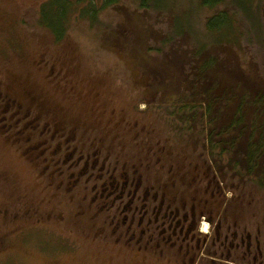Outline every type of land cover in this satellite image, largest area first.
<instances>
[{"label": "rangeland", "instance_id": "1", "mask_svg": "<svg viewBox=\"0 0 264 264\" xmlns=\"http://www.w3.org/2000/svg\"><path fill=\"white\" fill-rule=\"evenodd\" d=\"M50 1L0 0V264H181L178 258L165 260L169 258L165 253L164 259L148 257L138 263L126 248L112 241L113 247H108L106 239L94 237V233H108L107 212L98 214L88 206L84 178L77 177L83 162L74 172L65 162L57 167L61 174H50L52 166L41 170L45 163H28L17 152L20 147L2 133L9 127L8 117L19 110L5 100H18L25 106L27 97L32 99V109L50 107V114L68 121L67 129L76 128V134L68 136L71 147L78 144L81 153L102 147L110 150L107 159L112 166L127 165L128 170L117 171L123 174L121 181L140 164L147 178L166 185L171 170L189 165L179 171L176 186L182 187L184 200L195 194L202 197V185L193 180L194 167L198 171L199 163H206L207 183L219 180L225 193L221 236L228 231L233 239L235 233L239 243L229 258L237 257L235 264H264V191L210 166L212 158L201 138V127L186 133L181 107L159 104L151 88L139 86L142 79L135 66L103 46L108 31L130 21L145 34L156 31L160 37L171 34L175 26L190 35L189 44L209 46L219 37L227 45L223 48L233 52L248 71L252 63H242L246 60L264 65V0H253L247 10L232 0L216 8L202 7L200 0H166L162 13L140 10L136 0H119L113 7H104L103 0H68L58 40L41 25ZM54 2L63 4V0ZM92 10L98 11L95 23L90 20ZM222 12L228 26L210 33L207 20ZM194 111L186 110L183 117L195 114L199 120ZM31 141L29 145H37ZM59 158L64 160L62 154ZM158 163L163 168H156ZM207 231L215 236L211 228ZM247 237L252 243L250 251L240 244ZM221 246L222 239L212 248L222 251L224 258L228 250Z\"/></svg>", "mask_w": 264, "mask_h": 264}, {"label": "trees", "instance_id": "2", "mask_svg": "<svg viewBox=\"0 0 264 264\" xmlns=\"http://www.w3.org/2000/svg\"><path fill=\"white\" fill-rule=\"evenodd\" d=\"M67 1L60 4L51 0L41 20V25L54 32L57 40L63 33L60 24L69 6ZM82 1L85 0L76 3ZM118 1L103 0V6L113 7ZM136 1L145 12H165L166 0ZM226 1L200 0V4L216 8ZM232 1L247 10L253 0ZM89 14L90 20L97 22L98 11L92 10ZM227 26L226 13L222 12L209 18L206 28L215 33ZM171 32L164 37L158 36L156 31L147 35L130 21L108 31L103 46L135 66L142 79L139 86L151 88L154 95H158L159 104L181 107L180 120L186 133H194L201 127L204 146L219 172H230L264 191V65L246 60L242 63H252L251 69L246 71L236 55L223 48L227 45L219 37L209 46L196 45L189 44L190 35L175 26ZM5 102L24 107L18 100ZM186 110L198 112V122L195 114L184 118ZM40 112L43 119L55 118L53 113ZM58 121L65 127L69 124L62 117Z\"/></svg>", "mask_w": 264, "mask_h": 264}, {"label": "flooded vegetation", "instance_id": "3", "mask_svg": "<svg viewBox=\"0 0 264 264\" xmlns=\"http://www.w3.org/2000/svg\"><path fill=\"white\" fill-rule=\"evenodd\" d=\"M29 105L31 102L19 107L18 111L14 109V113L8 117V129H2V133L5 132L4 134L8 135L7 140L20 147L17 152L20 156H25L28 163L35 166L45 163L41 170H49L52 166L50 174H61L58 168L65 162L67 165L71 164L74 172L83 162L77 177L84 178L82 186L84 193L89 197L88 206L97 209L98 214L107 212L104 221L107 223L105 227L108 233L103 235L94 233V237L106 239L104 244L108 247H113L112 241L120 249L126 248L138 263L147 260L148 257L164 259L162 254L165 253L167 257L169 256L165 260L178 258L181 264H235L237 257L230 259L229 256L233 255L235 248L239 246L235 241L236 235L234 233L233 239H229L227 229H223V232L227 231L224 237L220 232L225 226L220 220L221 210L224 214L227 210L223 204L225 193L219 180L207 183V174L204 172L206 163L200 162L198 171L197 167H194L195 177L199 178L196 180L194 177L193 180L202 185L200 191L202 197H195L198 195L195 194L184 200L182 187L176 186V181L181 178V169L188 168L189 165H181V168L178 166L176 171L171 170L166 185H161L156 178L152 180L147 178L145 175L147 171H142L143 167L140 164L136 170L128 172L125 181H121L123 174L117 171L128 170V166L124 163L121 167L116 164L112 166V162L107 159L110 158V150L99 147L93 148L92 152L81 153L78 151V144L71 147L72 141L68 137L71 133L76 134V128L67 129L63 122L58 123L61 115L43 119L40 110L44 109H32ZM49 110L51 109L48 108L45 112L49 113ZM8 133H12L10 136L14 137H10ZM31 140L36 141L37 145H29ZM23 147L25 149L21 150ZM27 147L33 148L29 150ZM150 151L152 154L153 149ZM61 154L64 160H60ZM155 167L163 168L160 167V163ZM213 168L216 169L215 166ZM195 184L198 185L197 182ZM191 192L196 193L197 190L192 189ZM202 220L204 222H201ZM203 224L208 230L211 228L212 232L214 231V237H211L207 229L202 233ZM103 238L101 240H104ZM220 239L221 247L228 250L224 258L222 251L212 248ZM246 239L248 241L245 243L241 238L240 244L245 246L246 251H250L252 246L250 237ZM257 242L255 241L256 245L260 243ZM243 259L245 260L246 256Z\"/></svg>", "mask_w": 264, "mask_h": 264}, {"label": "bare ground", "instance_id": "4", "mask_svg": "<svg viewBox=\"0 0 264 264\" xmlns=\"http://www.w3.org/2000/svg\"><path fill=\"white\" fill-rule=\"evenodd\" d=\"M206 227H207L206 225L203 226V230H204V231H206V229H207Z\"/></svg>", "mask_w": 264, "mask_h": 264}]
</instances>
